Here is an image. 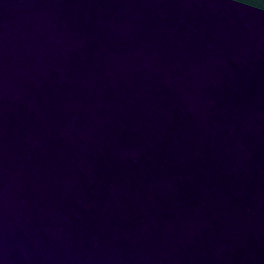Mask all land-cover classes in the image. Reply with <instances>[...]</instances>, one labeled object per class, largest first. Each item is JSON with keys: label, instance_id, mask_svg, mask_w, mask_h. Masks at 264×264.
I'll return each mask as SVG.
<instances>
[{"label": "water", "instance_id": "obj_1", "mask_svg": "<svg viewBox=\"0 0 264 264\" xmlns=\"http://www.w3.org/2000/svg\"><path fill=\"white\" fill-rule=\"evenodd\" d=\"M0 264H264V0H0Z\"/></svg>", "mask_w": 264, "mask_h": 264}]
</instances>
